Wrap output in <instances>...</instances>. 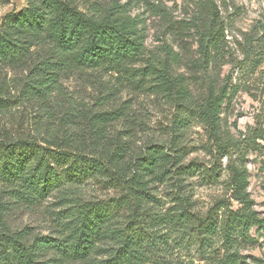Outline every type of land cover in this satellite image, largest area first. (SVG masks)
<instances>
[{"label":"trees","instance_id":"trees-1","mask_svg":"<svg viewBox=\"0 0 264 264\" xmlns=\"http://www.w3.org/2000/svg\"><path fill=\"white\" fill-rule=\"evenodd\" d=\"M90 1L85 10L75 0H27L0 27V74L8 67L27 70L21 96L40 111L30 124L34 133L0 126V183L13 203L37 207L56 195L61 207L53 211L56 229L50 234L13 231L1 222L0 264H250L240 253L238 234L253 225L264 228V217L252 207L245 155L223 119L232 88L210 70L225 37L214 1L207 0L189 21L201 53L190 74L177 72L174 64L182 57L169 46L164 58L154 54L145 61V31L127 4ZM91 69L116 72L139 88L155 81L153 88L175 108L169 138L135 149L132 127L116 136L107 129L126 116L125 103L109 110L106 101L92 108L73 99L53 100L66 74ZM198 80L204 85L196 89ZM6 90L0 83V112L10 108ZM195 121L208 139L209 164L186 161L185 132ZM222 171L241 207L233 209L223 199L201 214L189 180L197 176L201 184H217ZM88 180L118 194L84 199L79 188ZM157 182L166 184L168 207L160 208L164 203L152 192ZM176 233L183 247L197 248L200 262L174 258L169 246Z\"/></svg>","mask_w":264,"mask_h":264},{"label":"rangeland","instance_id":"rangeland-1","mask_svg":"<svg viewBox=\"0 0 264 264\" xmlns=\"http://www.w3.org/2000/svg\"><path fill=\"white\" fill-rule=\"evenodd\" d=\"M75 1L82 9L88 10L90 7V0ZM101 1L107 5L113 1L127 4L130 15L145 31V61L154 54L164 58L165 49L169 46L182 57L180 62L174 64L178 73L190 74L196 69L197 61L201 59L200 44L195 30L189 29V21L207 0ZM212 1L224 24L225 37L219 51L215 52L217 61L210 66V70L220 83H229L232 88L231 97L223 104V119L239 139L241 152L245 155L252 207L259 217H264V0ZM26 6L27 0H0V27L5 15L20 12ZM144 66L141 64V67ZM27 73V70L8 67L0 74V83L7 87L6 97L10 106L8 110L0 112V126L34 133L30 124L39 117L36 114L40 113L39 104L24 100L20 92ZM154 82L152 80L139 88L125 82L116 72L100 69L70 72L61 80L60 89L53 92V100L64 103L66 98L73 99L79 107V103L85 102L92 108H100L98 103L106 101L104 108L109 110L125 103L128 106L126 116L109 122L107 129L109 135L116 136L121 131L126 135L124 130L132 127V146L140 149L150 139L165 141L169 138V124L175 112L166 96L153 88ZM203 85L204 81L198 80L193 87L199 89ZM185 133L186 161L197 159L209 164L213 158L205 147L208 139L203 126L195 121ZM226 163L224 157L222 167ZM226 177V172L222 171L217 184H201L203 182L197 176L190 178V183H193L190 187L191 198L195 202V209L201 214L220 204L223 199H229L233 209L241 207L231 198ZM152 185V192L164 203L160 208L170 206L166 184L157 182ZM79 189L81 196L87 200H102L118 194V191L95 180H88ZM56 197L49 196L37 207L23 206L13 203L0 183V223L5 222L13 231L29 229L34 234L53 233L56 229L53 211L61 208L60 204L56 205ZM238 237L241 255L250 264H264V228L253 225L244 233H239ZM178 238L177 233L171 235L169 247L174 258L181 257L187 263L194 258L195 262H200L196 257L197 248L187 244L183 247Z\"/></svg>","mask_w":264,"mask_h":264}]
</instances>
